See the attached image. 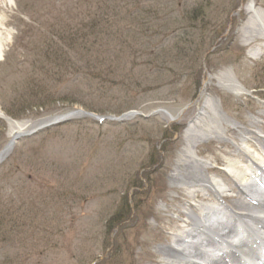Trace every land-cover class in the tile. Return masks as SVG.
I'll use <instances>...</instances> for the list:
<instances>
[{"label":"rangeland","instance_id":"obj_1","mask_svg":"<svg viewBox=\"0 0 264 264\" xmlns=\"http://www.w3.org/2000/svg\"><path fill=\"white\" fill-rule=\"evenodd\" d=\"M249 1L264 21V0H0V150L5 117L23 132L73 110L103 117L15 141L0 163V264H163L180 212L195 204L196 222L215 201L208 185L209 195L186 196L198 174L221 180L223 203H249L226 176L245 162L213 132L263 153L240 134L264 136L248 122L264 125L258 26L244 45ZM197 3L203 15L183 17ZM128 111L140 115L107 120ZM198 119L207 130L186 138ZM124 206L126 219L108 227Z\"/></svg>","mask_w":264,"mask_h":264},{"label":"bare ground","instance_id":"obj_2","mask_svg":"<svg viewBox=\"0 0 264 264\" xmlns=\"http://www.w3.org/2000/svg\"><path fill=\"white\" fill-rule=\"evenodd\" d=\"M242 10L244 9L248 14H252V20L249 17V21H247L246 25L244 26V28L249 32L250 27L252 29H255L254 26H258L260 29V40L264 41V21L261 20L258 15L256 14V8L253 4L252 1H249L248 3H246L245 5H242ZM247 33V32H245ZM250 35H245V41H244V45H248L250 42L249 40L252 39L253 34L249 32ZM262 48H264V46H260L259 47H255L254 48V53L256 55H260ZM202 92V91H201ZM202 109L204 110V113H201L203 116L205 115V117H208L209 114H207L206 112V107L202 106ZM72 115L76 116L77 114L72 113ZM208 115V116H207ZM4 118V116H3ZM5 119H7L6 121L9 123V131H8V142L6 143V145L0 150V161L9 153V151L11 150L10 146L11 143H13L15 137L17 135H19L23 130L20 128V126L17 125V123L13 120H11L10 118L5 117ZM199 120V119H198ZM204 121H206L204 119ZM249 125L251 127L257 128V129H261L264 130V125L261 124L260 121L258 120H250L248 121ZM261 124V125H260ZM205 125L208 126L207 123L205 122H201V120L194 122V120H192L190 122V125H188L186 131L184 132L185 137L186 138H190V134L192 136H197L198 138L201 137V134L203 133V130H207V126L205 127ZM214 134L222 137L221 140L224 143V147H228V148H232V152L234 154V158L236 159H240L241 162H245L244 167H242V169H240V167L238 166L237 171L234 170L235 174H237L238 171L241 172V174L239 176H235V175H231L232 173H228V175L226 174V176L228 177V179L237 186L238 184V189H239V193H243L242 190H240V188L242 187L243 189H246L248 191L251 192H256L257 193V189H255V187H259L262 190H264V179L262 180V184L258 183L256 180L259 177L260 179V173L264 176V136L262 137H257L256 133L250 130H244L242 131L241 134V139L243 141L247 140V141H252V144L254 147H256L258 150H262V154L256 155V156H252L250 152L248 151H244L243 149H240L238 146H235L234 144H230V142H228L227 139H224V137L221 135V133H219L217 130H213ZM251 132V133H250ZM243 133L248 136H250L251 139L243 136ZM250 134H253V136H251ZM208 134L205 133L204 136H207ZM209 137H205V140L208 139ZM195 145L196 142H193V144L189 145V149H187V151L191 150L192 148H194V150L190 151V155L192 158V155H194L195 152ZM233 146V147H232ZM187 155H183L188 157ZM232 163H235V161L233 160ZM200 164V163H199ZM231 164V161L229 162V165ZM227 165L225 168H227L228 170L231 169V166ZM207 169V168H206ZM192 181H188L190 183L188 184H193L191 185L190 191L188 193H186L187 197H201V196H207L209 195V193L207 192L205 185L209 186V191L212 193V196H214L213 198L215 199L214 203L212 201V204L216 205L213 207H210V205L212 206V204H209L208 206H205L201 211H203L202 213L204 214L203 217L196 219V222L191 219L190 213L189 212H194L197 211L196 206H194L192 204V207H190L188 210L186 211H182L180 212L183 216V218H178V222H180L181 224L178 225V227L176 226V229L178 230L175 233H172V241L170 243L165 244L161 249H159L158 253L161 255V260L163 261V264H223L222 262H225L226 258H228V260H231L234 257V260H236V256L234 255V253H229L226 255H221V256H211L208 253H205V249L208 247V245L210 244L212 247H216L218 246V244L223 243L224 238L222 233L221 234H217L218 239L213 240V241H208L207 240V235H209V232L212 230L213 232L216 231H220L221 229H223L224 227H226V224H219V221L214 220L212 216H214L213 214H215V209H219L220 211H222V214H226V212L229 214V210L227 209V207L232 206L233 208H236L237 210H239L240 212L237 213L238 217L244 221H246L247 226L246 228L249 229L250 231H252L255 236H257V238L264 243V206L258 205L253 202L250 203H242L240 202V200H238L240 203H238L237 201H229L230 202V206L226 205L223 206L221 205L222 203L220 202V199L223 198L224 196H226V191L220 189L219 184H221V180L219 181L218 179H213L211 180V178H207L205 176H202L201 174L198 175H194L192 177ZM210 180V181H209ZM206 183V184H205ZM208 183V184H207ZM224 183H229V181L224 180ZM186 184V183H183ZM187 185V184H186ZM188 186V185H187ZM229 186V185H228ZM232 186V185H231ZM229 190V188L227 189V191ZM260 193V192H259ZM260 196V195H259ZM261 197V196H260ZM264 202V199H263ZM256 204V205H254ZM230 207V208H232ZM248 208V209H246ZM219 211V212H220ZM189 213V214H188ZM213 221V224L218 225L213 227L211 222ZM220 228V229H218ZM224 230V229H223ZM229 231H227L228 233ZM242 233V232H241ZM228 246L231 248H234L235 246H237L234 242H227ZM257 245V242L254 240V242L252 243V245ZM202 247V248H201ZM238 257V256H237ZM239 258V257H238ZM196 260H198L199 262H197Z\"/></svg>","mask_w":264,"mask_h":264},{"label":"trees","instance_id":"obj_3","mask_svg":"<svg viewBox=\"0 0 264 264\" xmlns=\"http://www.w3.org/2000/svg\"><path fill=\"white\" fill-rule=\"evenodd\" d=\"M115 1H120V0H110V2H112V6L113 7H115L116 5H117V3L116 4H114L115 3ZM123 7H125V5L123 6ZM110 8L112 9V7L110 6ZM203 12H204V6H203V4H199V3H197L196 5H194V7L192 8V9H184L183 10V17H188V18H191L190 17V15L192 14V18L191 19H193V18H197V16L198 15H203ZM141 21V20H140ZM215 39H213L212 40V42L214 41ZM211 42V43H212ZM134 53L136 54V55H138V54H141L142 52H141V50L140 49H135L134 48ZM199 57H200V55H199ZM200 72H201V70H200V68L197 70V72H196V75H197V80H196V87L198 86V84H199V81H200ZM195 87V88H196ZM121 111V110H120ZM128 207L127 206H124L123 207V209H122V214H120L119 212H117L116 214H114L111 218H110V220H109V223H108V227H112V226H114V224H116V223H118L119 221L121 222L122 220H124V219H126V217H127V214H128Z\"/></svg>","mask_w":264,"mask_h":264},{"label":"water","instance_id":"obj_4","mask_svg":"<svg viewBox=\"0 0 264 264\" xmlns=\"http://www.w3.org/2000/svg\"><path fill=\"white\" fill-rule=\"evenodd\" d=\"M192 103H193V102L187 104V106H185L184 109L187 108V107H188L189 105H191ZM85 114H87V115H89V116L96 117V116H95L94 114H92V113H87V112H85ZM67 116H68V114H67V115L64 114V115H61V116H55V117H53V119L49 120V121L45 124V126H46V125L55 124V123H58V122H61V121H64V120L67 119V118H66Z\"/></svg>","mask_w":264,"mask_h":264}]
</instances>
